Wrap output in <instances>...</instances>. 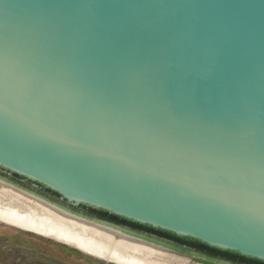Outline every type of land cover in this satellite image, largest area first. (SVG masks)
<instances>
[{
	"label": "water",
	"instance_id": "1",
	"mask_svg": "<svg viewBox=\"0 0 264 264\" xmlns=\"http://www.w3.org/2000/svg\"><path fill=\"white\" fill-rule=\"evenodd\" d=\"M0 168L264 261V0H0Z\"/></svg>",
	"mask_w": 264,
	"mask_h": 264
},
{
	"label": "bare ground",
	"instance_id": "2",
	"mask_svg": "<svg viewBox=\"0 0 264 264\" xmlns=\"http://www.w3.org/2000/svg\"><path fill=\"white\" fill-rule=\"evenodd\" d=\"M0 223L52 238L115 264H184L167 253L74 221L6 189L0 191Z\"/></svg>",
	"mask_w": 264,
	"mask_h": 264
},
{
	"label": "flooded vegetation",
	"instance_id": "3",
	"mask_svg": "<svg viewBox=\"0 0 264 264\" xmlns=\"http://www.w3.org/2000/svg\"><path fill=\"white\" fill-rule=\"evenodd\" d=\"M6 189L20 195L32 203L50 208L74 221L85 223L110 232L117 233L138 242L160 246L174 257H186L194 264H257L247 262L229 254H222L208 249L189 245L166 235L135 225L133 221L97 210L85 205H75L63 199L58 193L44 185L0 168V191ZM31 233V232H28ZM158 250V249H157ZM168 255V254H167ZM173 257V255H171Z\"/></svg>",
	"mask_w": 264,
	"mask_h": 264
},
{
	"label": "rangeland",
	"instance_id": "4",
	"mask_svg": "<svg viewBox=\"0 0 264 264\" xmlns=\"http://www.w3.org/2000/svg\"><path fill=\"white\" fill-rule=\"evenodd\" d=\"M82 252L52 238L0 223V264H114ZM175 258L176 262L179 259L184 264H194L186 257Z\"/></svg>",
	"mask_w": 264,
	"mask_h": 264
},
{
	"label": "trees",
	"instance_id": "5",
	"mask_svg": "<svg viewBox=\"0 0 264 264\" xmlns=\"http://www.w3.org/2000/svg\"><path fill=\"white\" fill-rule=\"evenodd\" d=\"M134 224L138 225V226H141V227H145V228H147L149 230H152L154 232L160 233L162 235H166V236L171 237V238H173L175 240L187 243L189 245H193V246H196V247L208 249V250H211V251H214V252H218V253H222V254H229V255L235 256L234 258H240V259H242L244 261H247V262H253V263H257V264H264V261L253 259V258H249V257H245V256L240 255L239 253H236V252H233V251L221 250V249H217V248H214V247H210V246L206 245L205 243H201L200 241H197V240H194V239H191V238L179 237V236H177V235H175L173 233H170V232H167V231H161V230H158V229H154V228H152L150 226L141 225V224H138V223H134Z\"/></svg>",
	"mask_w": 264,
	"mask_h": 264
}]
</instances>
